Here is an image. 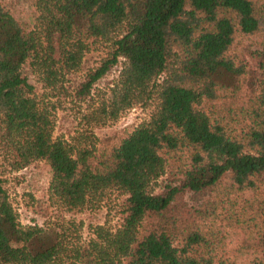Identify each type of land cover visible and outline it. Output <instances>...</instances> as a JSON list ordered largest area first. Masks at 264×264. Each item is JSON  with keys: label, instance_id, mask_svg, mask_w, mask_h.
Returning <instances> with one entry per match:
<instances>
[{"label": "trees", "instance_id": "16d2710c", "mask_svg": "<svg viewBox=\"0 0 264 264\" xmlns=\"http://www.w3.org/2000/svg\"><path fill=\"white\" fill-rule=\"evenodd\" d=\"M32 3L29 24L0 0V264H264V0ZM41 161L59 208L112 201L116 226L20 225L3 174Z\"/></svg>", "mask_w": 264, "mask_h": 264}, {"label": "rangeland", "instance_id": "374dc122", "mask_svg": "<svg viewBox=\"0 0 264 264\" xmlns=\"http://www.w3.org/2000/svg\"><path fill=\"white\" fill-rule=\"evenodd\" d=\"M3 4L13 13L20 15L27 23L34 21L32 14L34 7L32 0H2ZM94 61L90 63L93 65ZM115 68L109 75L101 80L97 87H103L105 83L111 81L118 74ZM30 82L34 85L36 95L39 98L48 97L49 90L43 88L36 76H30ZM55 101V99H50ZM77 109L68 101H62L54 113L55 137L63 136L69 139L70 136L79 129V114ZM148 118L147 111L136 107L122 114L117 122L108 124L95 130L96 135L112 136L120 133L122 129L130 125H139ZM4 188L7 191L9 200L17 214L18 221L23 227L38 225H70L73 223L77 229V238L81 243H87L92 238V228L94 226H106L114 228L117 224V213L114 202L100 205L97 209H84L77 212L63 211L49 193L51 171L44 161L36 162L29 167L18 171H4ZM66 227V226H65ZM73 232V229H69Z\"/></svg>", "mask_w": 264, "mask_h": 264}]
</instances>
